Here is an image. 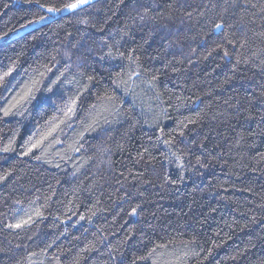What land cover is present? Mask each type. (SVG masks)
Instances as JSON below:
<instances>
[{
    "label": "trees",
    "instance_id": "obj_1",
    "mask_svg": "<svg viewBox=\"0 0 264 264\" xmlns=\"http://www.w3.org/2000/svg\"><path fill=\"white\" fill-rule=\"evenodd\" d=\"M75 2L0 0V264H264V0Z\"/></svg>",
    "mask_w": 264,
    "mask_h": 264
},
{
    "label": "snow or ice",
    "instance_id": "obj_2",
    "mask_svg": "<svg viewBox=\"0 0 264 264\" xmlns=\"http://www.w3.org/2000/svg\"><path fill=\"white\" fill-rule=\"evenodd\" d=\"M84 3H87V0H76L75 3L66 4L64 7H65V8H68V9H75V8H77L79 5L84 4ZM48 11L55 12V11H60V9L49 8ZM215 27H216V28H220L221 25H220V24H217ZM5 75H7V73H5ZM0 79H2V77H0ZM24 98H27V94H26V96H25ZM24 98H22V99H24ZM74 104H75V101H73V105H74ZM12 107H15V105H13ZM12 107H10V108H8V109H5V110H4V115H9V113H10L11 110H12ZM71 111H73L72 108L69 109V112H71ZM38 146H39V142L32 144L31 146L28 147L27 151H26L24 154L27 155L28 153L32 152V150H33L34 148H36V147H38ZM10 150H11V147H10V146H9V147H6V148L4 149V151H10ZM135 211H136V210L133 209V213H135ZM36 214H37V215H40L39 212H37ZM30 222H31V217H29L28 220H22V221H19V222L15 223V224H11V225H9V227H12V228H20V227H22L24 224H27V223H30Z\"/></svg>",
    "mask_w": 264,
    "mask_h": 264
},
{
    "label": "rangeland",
    "instance_id": "obj_3",
    "mask_svg": "<svg viewBox=\"0 0 264 264\" xmlns=\"http://www.w3.org/2000/svg\"><path fill=\"white\" fill-rule=\"evenodd\" d=\"M92 1H94V0H87V3H90V2H92ZM87 3H84V4H87ZM84 4H81V5H79L78 7H80V6H82V5H84ZM77 7V8H78ZM77 8H75V9H77ZM69 10H73V9H69ZM21 32H23L22 30H18V31H16V32H14L13 34H12V36H15V35H17V34H19V33H21Z\"/></svg>",
    "mask_w": 264,
    "mask_h": 264
},
{
    "label": "water",
    "instance_id": "obj_4",
    "mask_svg": "<svg viewBox=\"0 0 264 264\" xmlns=\"http://www.w3.org/2000/svg\"><path fill=\"white\" fill-rule=\"evenodd\" d=\"M49 14L51 15H59L60 14V11H55V12H52V11H48Z\"/></svg>",
    "mask_w": 264,
    "mask_h": 264
}]
</instances>
